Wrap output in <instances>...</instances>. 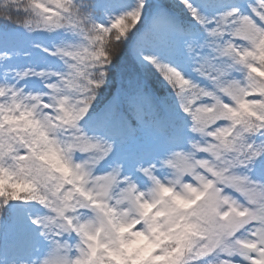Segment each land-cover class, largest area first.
<instances>
[{"label": "snow or ice", "instance_id": "obj_1", "mask_svg": "<svg viewBox=\"0 0 264 264\" xmlns=\"http://www.w3.org/2000/svg\"><path fill=\"white\" fill-rule=\"evenodd\" d=\"M0 264H264V0H0Z\"/></svg>", "mask_w": 264, "mask_h": 264}]
</instances>
